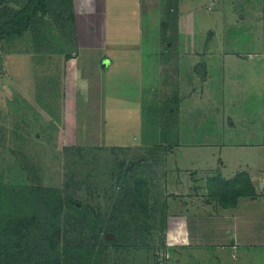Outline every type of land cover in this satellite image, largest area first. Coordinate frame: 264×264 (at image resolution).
Here are the masks:
<instances>
[{"label": "rangeland", "instance_id": "374dc122", "mask_svg": "<svg viewBox=\"0 0 264 264\" xmlns=\"http://www.w3.org/2000/svg\"><path fill=\"white\" fill-rule=\"evenodd\" d=\"M27 3L0 0V23ZM48 4L22 37L0 44V78L4 67L11 78L0 83V98L16 126L8 138L0 131V252H23L16 239L26 238L40 215L31 189H43L62 196L51 223L60 224L53 240L63 264H178L183 211L168 194L170 150L137 144L157 138L143 122L142 89L157 87L147 101L149 113L161 115L182 89L174 77L164 80L167 60L211 56L230 35L236 39L231 29L249 27L256 41L264 31V0H157L153 13L144 3L142 24L131 17L136 0H107L99 25L92 13L87 30L73 0ZM69 118L76 121L71 130ZM33 121L38 140L25 135H32ZM60 123L68 126L62 125L66 139Z\"/></svg>", "mask_w": 264, "mask_h": 264}, {"label": "crops", "instance_id": "0c3cea01", "mask_svg": "<svg viewBox=\"0 0 264 264\" xmlns=\"http://www.w3.org/2000/svg\"><path fill=\"white\" fill-rule=\"evenodd\" d=\"M73 1L78 15L88 19L89 23L83 28L87 30L94 25L92 13H96L94 19L99 25L107 0ZM156 1L136 0L139 6L133 8L131 17L142 24L141 18L145 13H153L151 5ZM144 3L148 5L145 8L148 12L141 10ZM243 28L244 31L231 29L236 39L230 35L229 41L221 44L211 56L185 58L183 53L171 63L167 60L162 71L166 75L164 80L171 81L174 77L182 89L176 94L173 92L174 101H167L161 115L154 109L149 113L151 103L147 101L157 94V87L151 85L145 89L143 86L142 89V98H146L143 112L141 110L146 120H142L157 138L153 143L140 138L137 144L141 147L157 144L170 150L166 157L168 194L177 196L173 205H182L183 211L179 232L184 245L176 254L178 264H188L187 261L191 264H264V31L257 33L256 41H252L255 37L252 30L247 33L245 29L249 27ZM192 47L194 51L203 48ZM108 61L111 62L109 69L113 61ZM186 67L192 68L191 76L186 77ZM3 70L0 83L11 80L5 67ZM68 70L72 77L73 66ZM8 110L0 98V131L3 128L2 136L6 133L3 137L7 138L16 127ZM69 120L64 122L71 130L76 121ZM65 123L58 127L63 139L68 128ZM31 124L32 135L24 131L23 134L38 140L33 134L40 131V126L37 128L34 121ZM21 126L18 123L17 127L22 129ZM188 151L199 155L191 156ZM241 175L248 177L254 192L252 196L240 197L234 207L227 208L210 198V181L220 178L231 182Z\"/></svg>", "mask_w": 264, "mask_h": 264}, {"label": "trees", "instance_id": "16d2710c", "mask_svg": "<svg viewBox=\"0 0 264 264\" xmlns=\"http://www.w3.org/2000/svg\"><path fill=\"white\" fill-rule=\"evenodd\" d=\"M50 0H28L26 7L18 11L13 18L6 23H0L1 41L11 36L22 37L30 27L31 21L39 14L44 13ZM210 198L218 201L222 207H234L237 199L254 194L248 177L241 175L238 179L225 182L220 178L210 181ZM51 193V194H50ZM34 201L39 209V217L34 219L31 227L27 229L25 238L17 237L16 242L23 241V252L16 254L0 252V264H63L61 254L56 249L53 235L58 236L60 224L51 223L57 219L63 205L61 193L53 190L31 189ZM54 227V232L50 229ZM16 244V243H15Z\"/></svg>", "mask_w": 264, "mask_h": 264}, {"label": "water", "instance_id": "95a60500", "mask_svg": "<svg viewBox=\"0 0 264 264\" xmlns=\"http://www.w3.org/2000/svg\"><path fill=\"white\" fill-rule=\"evenodd\" d=\"M114 238V235L113 234H107L106 235V239L107 240H110V239H113Z\"/></svg>", "mask_w": 264, "mask_h": 264}]
</instances>
